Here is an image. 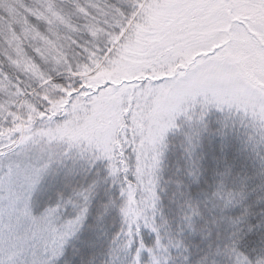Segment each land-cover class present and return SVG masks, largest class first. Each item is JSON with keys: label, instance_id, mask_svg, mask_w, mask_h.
Segmentation results:
<instances>
[{"label": "snow or ice", "instance_id": "1", "mask_svg": "<svg viewBox=\"0 0 264 264\" xmlns=\"http://www.w3.org/2000/svg\"><path fill=\"white\" fill-rule=\"evenodd\" d=\"M0 264H264V0H0Z\"/></svg>", "mask_w": 264, "mask_h": 264}]
</instances>
